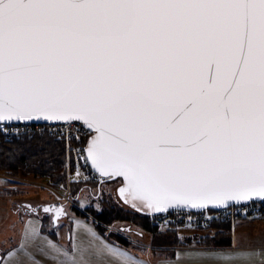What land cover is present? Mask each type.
<instances>
[{
  "label": "snow or ice",
  "instance_id": "1",
  "mask_svg": "<svg viewBox=\"0 0 264 264\" xmlns=\"http://www.w3.org/2000/svg\"><path fill=\"white\" fill-rule=\"evenodd\" d=\"M19 121L41 144L86 126V162L133 207L247 210L264 201V0H0V134ZM40 240L22 233L13 264H76ZM215 255L245 253L233 237Z\"/></svg>",
  "mask_w": 264,
  "mask_h": 264
},
{
  "label": "rangeland",
  "instance_id": "2",
  "mask_svg": "<svg viewBox=\"0 0 264 264\" xmlns=\"http://www.w3.org/2000/svg\"><path fill=\"white\" fill-rule=\"evenodd\" d=\"M64 147L63 166L66 172V182L58 187H55L46 175L14 173L0 169V212L2 211L0 219L4 217L11 227L9 252L12 248L20 246L21 234L19 236L17 234L19 231L22 232L24 225H26L24 232L26 239L28 236L39 235L41 246L57 256L63 255L58 249L67 248L72 252V256L65 258L75 260L76 264H92L93 257H109L112 263L120 261L112 250L126 253L138 264H218L215 254L231 247L232 239L229 245L218 244V239L224 236H214L218 231L216 227L181 225L175 226L173 231V228L167 226H154L159 232L156 236L128 220L103 223L98 219L97 214L104 209V204L115 207V209H122L126 215L134 211L116 194V187L120 181L101 178L98 183L83 184L80 182L78 186L75 184L76 187L71 188V181L78 180L74 177L68 181L70 169L67 161L70 159L66 145ZM40 204H54L57 206L56 209H62L60 217L55 221L57 224H49L51 216L47 213H41L44 215L42 218L47 226L41 223L39 216L20 218L19 213H12V208L18 210V206L25 210L26 207L28 208L27 205L38 206ZM127 226L132 230L126 229ZM229 229L231 237V226ZM232 237L236 238L238 246L254 244L263 246L260 252L238 249L245 253L240 257L242 264H264V255H262L264 253V219L240 222L233 231ZM119 238L126 242L121 243ZM194 240L197 241V245L201 246L191 244ZM109 242L120 249L111 247ZM189 243L192 246H179L190 245ZM247 253L255 254L247 255ZM34 256L45 257L40 252H34ZM9 257H17V254L11 252ZM140 258H144L146 262Z\"/></svg>",
  "mask_w": 264,
  "mask_h": 264
},
{
  "label": "trees",
  "instance_id": "3",
  "mask_svg": "<svg viewBox=\"0 0 264 264\" xmlns=\"http://www.w3.org/2000/svg\"><path fill=\"white\" fill-rule=\"evenodd\" d=\"M64 160L65 147L61 141H50L41 144L37 139L30 140L24 135L0 141V169H6V171H13L14 173L46 175L55 187L66 182V172L63 166ZM71 182V188H75L81 181L73 180ZM97 217L106 224L116 220H128L140 228L152 232L156 236L159 234L156 231L157 228L151 225V216L140 214L136 211H131V214L126 215L122 209H115V207L104 204V209L97 214ZM43 218L42 222L45 226ZM96 227L99 228L98 224H96ZM208 227L218 228V231L214 235L215 237L224 236V238L218 239L219 245L229 244L230 226L228 222H215ZM170 228H173L174 231V227ZM119 241L121 243L126 242L121 238H119Z\"/></svg>",
  "mask_w": 264,
  "mask_h": 264
},
{
  "label": "built area",
  "instance_id": "4",
  "mask_svg": "<svg viewBox=\"0 0 264 264\" xmlns=\"http://www.w3.org/2000/svg\"><path fill=\"white\" fill-rule=\"evenodd\" d=\"M52 123V122H50ZM29 122L8 123L9 134L4 136L0 134V141L2 139H11L16 136H27L24 132L25 126ZM43 123L37 124L31 122L30 127H42ZM12 128H18L20 134L13 132ZM89 130L85 127H80L79 131L73 132V139L71 141H62L66 145V151L70 160L67 161L69 166L68 181L77 179L83 183H98L101 176L95 172L86 162L85 143L88 136L85 135ZM79 136L77 140L76 137ZM79 150V151H78ZM248 205L247 210L240 208L229 209L227 212L223 208L219 209H203V210H170L161 214L151 216V224L155 227H174L179 225H191L195 227H208L215 222H228L231 228L237 221L264 219V201L260 199L252 202H242Z\"/></svg>",
  "mask_w": 264,
  "mask_h": 264
},
{
  "label": "crops",
  "instance_id": "5",
  "mask_svg": "<svg viewBox=\"0 0 264 264\" xmlns=\"http://www.w3.org/2000/svg\"><path fill=\"white\" fill-rule=\"evenodd\" d=\"M18 210L12 208V213L15 214V212L19 213L20 218L23 216H25V218L27 217H30V216H39L41 218V223H42V217L44 215H42L40 212H35V211H32L31 209L29 208H25L24 209H21L19 206L17 207ZM0 214H2V211L0 212ZM60 217V216H59ZM58 218V217H57ZM251 220H261V219H251ZM247 220H241V221H237L235 222V224L233 225L232 229H231V237H230V242H231V239L233 240V237H232V233L233 231L235 230L236 226L240 223V222H245ZM57 224L55 222H53V217L52 219L50 220V223L49 224ZM47 226V225H46ZM25 227L26 225L23 226L22 228V232L19 231L18 232V236L20 234H24L25 232ZM10 226H9V223L5 220L4 217H2L0 219V264H13V262L17 259V257H9L8 253L10 251V246H9V241H10V235H9V230H10ZM97 231V230H95ZM98 232V231H97ZM100 233V232H98ZM17 236V238H18ZM21 238V236H20ZM20 241V240H19ZM18 241V242H19ZM194 243L196 245L194 246H201V245H197V241H191V244ZM109 245H111V247L113 246L114 248H117V249H120L119 247H117L116 245H113L111 242L108 243ZM190 244V243H189ZM179 245V246H192V245ZM229 245V244H227ZM178 247V246H177ZM219 247H225V246H219ZM249 247V248H248ZM263 246H260L258 244H254L252 246H238V249H240L241 251H243L244 249H248L249 251H256V252H260V248H262ZM173 251V250H172ZM174 254V251L173 253ZM260 257V256H258ZM137 257H135L136 259ZM21 259L23 260L24 257H21ZM142 261L146 262V260L144 258H140ZM151 259V258H150ZM35 260L39 261L40 264H57V261L55 259H50V258H47V257H35ZM152 260V259H151ZM92 264H121L120 261H115L114 263L110 262V258L109 257H93V262ZM138 264V262H137Z\"/></svg>",
  "mask_w": 264,
  "mask_h": 264
},
{
  "label": "water",
  "instance_id": "6",
  "mask_svg": "<svg viewBox=\"0 0 264 264\" xmlns=\"http://www.w3.org/2000/svg\"><path fill=\"white\" fill-rule=\"evenodd\" d=\"M19 122H26V121H19ZM35 122V121H33ZM8 123H17V122H8ZM40 123H44V122H40ZM50 123V122H48ZM86 128V126H83ZM87 129V128H86ZM90 131V130H89ZM94 134V133H93ZM89 140L87 139L86 140V143H85V153H86V157H87V151H86V146L88 144ZM89 162V165L90 167L95 171L96 169H94L91 165V162ZM102 178H104L105 180H114V179H118L120 181V183L117 185L116 187V194L118 195V197L120 198V200L126 204L127 206H129L131 209H133L134 211L140 213V214H145V215H157V214H161V213H164V212H167V211H170V210H203L201 208H191V207H184V206H180V207H176V208H170L168 209L167 211H162V212H154L152 210H149L147 209L146 207H144L139 201L136 202V206L133 207V204L132 203H127L125 202L124 198H122L120 196V193H119V188L123 186V178L122 177H111V176H103L102 174H100L99 172H97ZM255 200L259 199V198H254ZM242 203V202H241ZM50 205V204H47V206ZM54 205V204H52ZM56 206V205H54ZM43 207V206H42ZM219 208H222V207H217V206H213V205H208L206 208L204 209H219ZM35 209L37 210V207H35ZM52 217H53V220L54 222L56 221L57 219V216L55 214V212L52 213ZM126 229H128V227H126Z\"/></svg>",
  "mask_w": 264,
  "mask_h": 264
},
{
  "label": "flooded vegetation",
  "instance_id": "7",
  "mask_svg": "<svg viewBox=\"0 0 264 264\" xmlns=\"http://www.w3.org/2000/svg\"><path fill=\"white\" fill-rule=\"evenodd\" d=\"M29 209H31L32 211L35 212H40V213H47V215L51 216L52 219V213L55 212L54 210L56 209L57 206H54L52 204L48 205L47 204H40L38 206H31V205H27ZM43 206V207H42ZM35 207H37V210L35 209ZM45 209H50L49 211H45ZM54 222V220H53ZM128 227V226H127ZM131 228L128 227V230H130ZM132 230V229H131Z\"/></svg>",
  "mask_w": 264,
  "mask_h": 264
}]
</instances>
